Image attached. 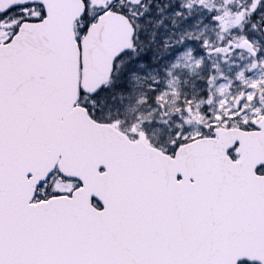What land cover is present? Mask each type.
I'll use <instances>...</instances> for the list:
<instances>
[{"label":"snow or ice","instance_id":"snow-or-ice-1","mask_svg":"<svg viewBox=\"0 0 264 264\" xmlns=\"http://www.w3.org/2000/svg\"><path fill=\"white\" fill-rule=\"evenodd\" d=\"M0 264H264V0H0Z\"/></svg>","mask_w":264,"mask_h":264}]
</instances>
